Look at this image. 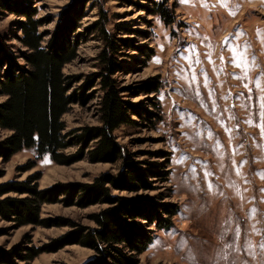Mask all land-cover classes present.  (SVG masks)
Returning a JSON list of instances; mask_svg holds the SVG:
<instances>
[{
    "label": "rangeland",
    "instance_id": "rangeland-1",
    "mask_svg": "<svg viewBox=\"0 0 264 264\" xmlns=\"http://www.w3.org/2000/svg\"><path fill=\"white\" fill-rule=\"evenodd\" d=\"M4 1L12 7L13 0ZM81 1L17 0L36 9L43 45L60 24L62 12ZM150 8L141 0L85 2L75 31L81 34L75 40L76 59L62 71L72 81L69 93L79 100L62 117L63 134L71 137L83 127L100 125L101 92L98 80L91 84L89 79L101 72L103 44L93 26L103 23L119 47L113 54L119 68L111 77L139 114L132 116L134 125H123L113 135L141 167L158 164L167 173L166 178L151 179L152 190L130 192L107 185L110 195L168 203L179 210L169 230L140 221L152 242L138 256V264H264V0H177L175 22L169 26L149 15ZM22 20L0 1L1 49L17 63H23L24 49L17 39V22ZM4 100L0 97V103ZM9 134L0 130V142ZM77 149L69 147L64 154ZM30 165L34 167L26 170ZM121 168L120 162L86 159L60 165L29 148L7 161L0 158V185L37 174L39 190L91 184L104 173L116 176ZM57 199L41 207L40 218L48 219L50 227L18 228L0 219V248L7 251L28 239L41 248L78 228H97L93 217L110 207H80L64 202L61 194ZM62 244L31 264L100 259L72 240Z\"/></svg>",
    "mask_w": 264,
    "mask_h": 264
},
{
    "label": "trees",
    "instance_id": "trees-1",
    "mask_svg": "<svg viewBox=\"0 0 264 264\" xmlns=\"http://www.w3.org/2000/svg\"><path fill=\"white\" fill-rule=\"evenodd\" d=\"M0 1L19 18H23L17 22V39L24 49L20 53L23 63H17L2 52L0 45V56H3L0 57V63L3 62L0 69L6 64L5 69L0 70V97L5 99L0 103V130L10 133L0 142V158L7 161L23 149L35 148L39 156L48 154L53 162L60 165H70L83 159L90 163L120 162L122 165L116 176L104 173L91 184H62L39 190V174L22 182L1 184L0 219L12 221L18 228L28 225L52 226L48 219L40 218L41 207L45 203L58 202L59 194L65 196L64 202L80 207L91 204H108L110 207L93 217L97 228H78L72 234L41 248L33 246L30 239L7 251L0 248V264H15L14 260L31 264L37 256L58 250L64 246L62 242L67 240L87 247L100 256V259L93 257L83 264H108L107 259L111 260V264H138V256L152 242V237L140 221L148 223L149 227L154 224L157 230H169L179 210L168 203L158 205L151 201L111 197L107 187L109 185L130 192L152 190L151 179H162L167 175L165 167L158 164L141 167L113 135L123 125H134L132 116H139L136 108L124 101L111 77L119 68L113 55L117 54L119 48L116 39L106 31L103 23L93 26V32H97L103 44L98 55L101 72L89 79L91 84L98 80L101 92L100 125L83 127L78 134L70 137L63 134L65 124L62 117L79 100L75 93H69L72 81L62 71L76 59L78 41L75 40L81 34H75V31L80 28L79 23L84 17L85 2L90 0L68 6L45 45L44 35L38 31L42 22L35 19L36 9L33 5L29 2L23 5L13 0L10 7V3ZM141 1L148 2L151 8L146 12L158 16L165 25L175 22L177 0ZM100 12L104 20L106 15ZM81 95L84 96V93L81 92ZM74 146L78 148L76 153L64 154L67 148ZM33 167L30 165L26 170ZM9 193L18 197H4ZM57 244L60 245L56 247ZM125 250L131 257L126 256Z\"/></svg>",
    "mask_w": 264,
    "mask_h": 264
}]
</instances>
